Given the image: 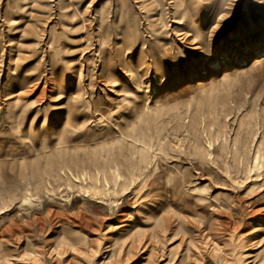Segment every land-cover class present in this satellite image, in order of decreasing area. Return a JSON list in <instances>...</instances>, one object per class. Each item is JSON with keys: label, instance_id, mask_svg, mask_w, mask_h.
I'll return each mask as SVG.
<instances>
[{"label": "rangeland", "instance_id": "1", "mask_svg": "<svg viewBox=\"0 0 264 264\" xmlns=\"http://www.w3.org/2000/svg\"><path fill=\"white\" fill-rule=\"evenodd\" d=\"M184 2L0 0V264H264V0Z\"/></svg>", "mask_w": 264, "mask_h": 264}, {"label": "bare ground", "instance_id": "2", "mask_svg": "<svg viewBox=\"0 0 264 264\" xmlns=\"http://www.w3.org/2000/svg\"><path fill=\"white\" fill-rule=\"evenodd\" d=\"M171 3V7H174V8H177V7H180L181 5H183V8L182 9H177V12H181L182 13V15H181V18L183 19V20H186V18H185V15L186 14H188V13H190L191 12V9L188 7V5L187 4H185V2H184V0H169ZM180 13V14H181ZM190 30H191V27L190 28H187V30H183V29H181V30H178V32H177V34H176V36H178V38H181V39H183V40H186V38H188V36H189V34L191 33L190 32ZM192 31V30H191ZM199 33V32H198ZM180 39V40H181ZM190 47L193 49V50H200L201 49V44L199 43V42H196V41H194V42H192V45H190ZM197 51V52H198ZM201 51V50H200ZM134 71V70H133ZM136 71V70H135ZM136 74V73H135ZM89 84V83H88ZM145 147V146H144ZM142 148V147H141ZM139 160V159H138ZM65 162V161H64ZM137 163H139L138 161H137ZM95 164V166H96V168H99L100 166H102L101 164H99V163H94ZM138 165V164H137ZM115 167V166H114ZM81 168V167H80ZM57 171H59L58 173H60V171L61 172H68L69 171V168H68V166L65 164V163H63V161H62V164H61V166H58V168L56 169V172ZM81 172H82V170H81ZM84 172V171H83ZM114 172V171H113ZM83 174V173H82ZM81 173L79 174V175H82ZM118 175V174H117ZM74 177L76 178V176L74 175ZM78 177V176H77ZM82 177V176H81ZM74 178V179H75ZM105 178V177H104ZM78 179H81V178H79L78 177ZM76 180V179H75ZM82 180V179H81ZM84 180V179H83ZM103 180H105V179H103ZM107 182V181H106ZM103 184H104V182H103ZM107 185V184H106ZM70 188V187H69ZM59 188H57V190H58ZM111 208V207H110ZM109 208V209H110ZM77 225V224H76ZM71 241V237L69 236L67 239H60V241L58 242V244H64V245H67V246H70V245H73V242H70ZM133 242L134 241H131V243L129 244V246H131L132 247V244H133ZM58 246V245H57ZM119 253H120V250L119 251H117V256H119ZM126 254H128V251H126ZM110 257H112V255L110 254L109 255V257L107 258V260L108 259H110ZM106 260V261H107ZM117 261H119V258L117 257Z\"/></svg>", "mask_w": 264, "mask_h": 264}]
</instances>
